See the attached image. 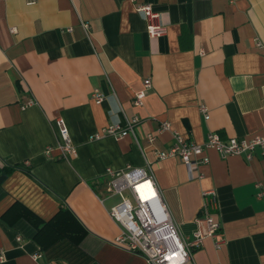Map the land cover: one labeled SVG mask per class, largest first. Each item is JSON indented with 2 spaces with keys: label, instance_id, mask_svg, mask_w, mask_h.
Listing matches in <instances>:
<instances>
[{
  "label": "crops",
  "instance_id": "0c3cea01",
  "mask_svg": "<svg viewBox=\"0 0 264 264\" xmlns=\"http://www.w3.org/2000/svg\"><path fill=\"white\" fill-rule=\"evenodd\" d=\"M27 1L0 0V264H147L113 245L120 228L108 209L119 198L107 194L105 171L127 165L151 166L186 242L201 192H215L213 218L223 243L216 249L213 239H204L191 264H264V196L256 198V184L264 189V157L258 151L248 161L207 149L201 180L189 179L178 158L154 155L171 147L174 132L195 144L208 133L224 141L264 136V0ZM145 3L167 27L156 41L135 12ZM145 78L151 88L135 107ZM93 91L104 96L101 104L91 99ZM135 116L134 136L89 140ZM57 118L68 128L75 157L57 149ZM163 122L170 130L157 132ZM15 201L44 221L69 210L84 232L78 254L41 250L31 225L2 217Z\"/></svg>",
  "mask_w": 264,
  "mask_h": 264
},
{
  "label": "built area",
  "instance_id": "2783aa9c",
  "mask_svg": "<svg viewBox=\"0 0 264 264\" xmlns=\"http://www.w3.org/2000/svg\"><path fill=\"white\" fill-rule=\"evenodd\" d=\"M36 0H28V5H34ZM136 14L145 23V30L151 41L164 37L167 27L161 22L160 14L152 9L150 4H140L135 8ZM84 26H86L84 24ZM15 29H11L14 32ZM258 49L262 48L259 41L255 42ZM151 88V80L145 78L142 89L135 93L133 105L140 107L146 92ZM91 99L97 105L104 101V96L93 91ZM33 102L29 101L27 105ZM25 106L22 107V109ZM204 119H208V110L204 105L199 107ZM139 123L137 116L124 119V124L119 122L110 123L100 133L89 137V140H99L105 136L114 139H122L127 135L134 136V128ZM55 126L60 142L57 149L62 157L71 158L76 156V149L72 145L68 128L63 119L57 118ZM170 124L163 122L157 132L169 131ZM173 143L166 151H154L157 160L178 158L186 167L189 179L201 180L202 175L199 167L207 163L203 157L207 149L215 150L220 157L244 156L246 160H252L258 151L264 157V136H256L250 139L230 138L226 141L217 133H208L203 143H190L181 135L174 132ZM147 140L152 143L153 135H148ZM138 146V142L135 139ZM139 147V146H138ZM51 148L47 147L48 153ZM26 166L28 163L25 164ZM109 178L106 192L109 196H117L119 201L108 209V215L120 228L119 234L114 238L113 245L117 248L135 254L143 258L147 264H191L192 252L202 245L206 238L214 240L215 248L218 249L223 243V235L218 223L214 221V214L218 209L217 198L213 190L201 192V209L195 220L196 228L192 233V240L186 242L180 235L172 217L170 216L161 191L159 190L150 165L143 168H135L127 165L120 171L106 169ZM257 199L264 196L261 183L256 184ZM38 258L37 255L33 259Z\"/></svg>",
  "mask_w": 264,
  "mask_h": 264
},
{
  "label": "trees",
  "instance_id": "16d2710c",
  "mask_svg": "<svg viewBox=\"0 0 264 264\" xmlns=\"http://www.w3.org/2000/svg\"><path fill=\"white\" fill-rule=\"evenodd\" d=\"M10 171L7 168L2 170L5 174H9ZM2 217H6L11 222L23 219L31 225L34 229L33 239L41 250L49 248H55L56 252L65 250L70 256L71 248L76 253L79 251L78 245L84 236V232L81 225L67 209L58 210L49 220L44 221L23 204L15 201Z\"/></svg>",
  "mask_w": 264,
  "mask_h": 264
},
{
  "label": "water",
  "instance_id": "95a60500",
  "mask_svg": "<svg viewBox=\"0 0 264 264\" xmlns=\"http://www.w3.org/2000/svg\"><path fill=\"white\" fill-rule=\"evenodd\" d=\"M5 179V176H0V184Z\"/></svg>",
  "mask_w": 264,
  "mask_h": 264
}]
</instances>
